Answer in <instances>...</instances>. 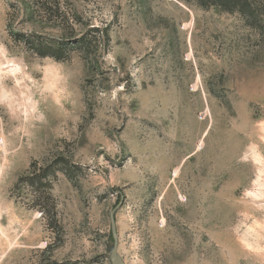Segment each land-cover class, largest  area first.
I'll return each mask as SVG.
<instances>
[{"label": "rangeland", "instance_id": "374dc122", "mask_svg": "<svg viewBox=\"0 0 264 264\" xmlns=\"http://www.w3.org/2000/svg\"><path fill=\"white\" fill-rule=\"evenodd\" d=\"M23 1L0 0V264H264V26L64 0L109 41L55 60L13 33L70 30Z\"/></svg>", "mask_w": 264, "mask_h": 264}, {"label": "trees", "instance_id": "16d2710c", "mask_svg": "<svg viewBox=\"0 0 264 264\" xmlns=\"http://www.w3.org/2000/svg\"><path fill=\"white\" fill-rule=\"evenodd\" d=\"M195 2L200 7L217 6L229 13H238L245 18L251 27L264 26V0H184ZM64 0H29L21 2V10L30 18L35 15L44 23H60L70 30L66 39L46 38L43 34L30 31L29 33H13L15 41L23 43L25 48L39 57H52L55 60H67L72 51H77L89 60L94 57L100 48L108 44L109 36L106 29L90 27L87 31L75 32L78 22L76 14L69 16L68 6ZM70 10V9H69ZM71 20V21H70ZM77 30V29H76ZM94 53L91 55V50Z\"/></svg>", "mask_w": 264, "mask_h": 264}]
</instances>
